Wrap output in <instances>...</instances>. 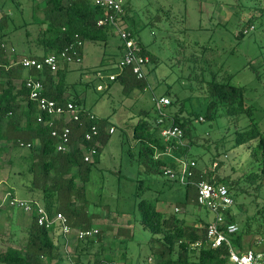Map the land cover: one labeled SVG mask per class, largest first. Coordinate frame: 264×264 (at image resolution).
<instances>
[{
    "label": "rangeland",
    "instance_id": "374dc122",
    "mask_svg": "<svg viewBox=\"0 0 264 264\" xmlns=\"http://www.w3.org/2000/svg\"><path fill=\"white\" fill-rule=\"evenodd\" d=\"M41 1L0 0V17L9 13L0 33L9 31L3 42L11 61L42 53L34 42H28L38 30L32 13H40L36 4ZM125 1L127 21L133 20L130 28L152 58L144 67L149 87L128 92L119 81L109 79L118 70L121 56V41L115 32L104 42H84L81 62L64 67V96L103 119L106 129L113 128L97 159L93 158L87 180H76L84 190V202L76 204L98 229V242L83 250L74 242L71 258L77 264L109 258H113L111 264H150L154 256L151 240L159 235L140 224L136 208L140 198L152 201L166 215L175 212L191 225L199 223V218L205 222L212 219L205 208L184 203L183 186L166 175L144 171L128 152L136 150L131 135L142 111L148 112L146 121L154 124L153 95L168 97L171 104L164 110L172 114L179 111L187 120L182 138L187 149L184 156L196 161L197 170L204 172L206 179L219 177L230 187L234 199L231 212L238 230L249 225L242 237V250L254 246L258 238H264V227L260 226L264 221V181L248 180L258 163L247 144L236 145L234 141L235 131L245 129L249 117L228 116L222 106L208 112L206 84L214 76L225 80L227 73L231 74L228 81L245 87L246 103L253 107V118L264 134V0ZM250 17L254 28L250 26L237 37ZM32 151L9 144L0 153V175H6L4 185L11 187L16 197L39 200V193L24 187L33 175V159L28 156ZM6 209L0 207V250L22 248L31 218L20 213L4 217Z\"/></svg>",
    "mask_w": 264,
    "mask_h": 264
},
{
    "label": "trees",
    "instance_id": "16d2710c",
    "mask_svg": "<svg viewBox=\"0 0 264 264\" xmlns=\"http://www.w3.org/2000/svg\"><path fill=\"white\" fill-rule=\"evenodd\" d=\"M36 1V0H32ZM40 13H32V21L38 26L36 36L28 39L29 44L34 42L42 53H32L27 56L39 57L56 53L64 47L74 43L77 39L84 42H104L112 29L107 25H97L98 18L102 16L99 7L85 0H42L36 4ZM128 5L125 1L123 21L125 29L133 34L130 28L133 20H128ZM35 11V10H34ZM9 13L4 12L0 17V29L4 26ZM130 21V22H129ZM250 19L238 30L237 37H242L253 26ZM244 29L248 30L243 32ZM29 33L26 32L25 35ZM134 35V34H133ZM9 36V31L0 33V44L3 39ZM139 42V41H138ZM141 51L151 55L139 42ZM31 52L30 48H26ZM82 56V52H81ZM15 61V60H14ZM13 62L6 55L3 48H0V153L7 150V145L19 146L18 141L35 142L37 151L28 154L33 159L30 171L33 173L30 181L24 187L30 192L40 194L39 201L50 213L61 212L72 228L92 227L90 217L77 202H84L83 185L77 184L76 180L86 181L91 168V162H85L80 150L74 149L70 152L55 151V140L50 135L48 126L38 122L36 115L39 113L38 104L29 98L28 91L23 85V80L16 86L12 81L20 66L5 67ZM65 65L55 73L45 68L38 73L30 71L32 75L41 78L44 96L55 99L58 102L68 100L64 96V71ZM232 77L227 73L225 80H218L215 76L206 84L208 98L207 111L217 106H222L228 116L236 117L245 114L249 117V123L243 130H236L234 141L236 145L247 144L250 148V155L258 163L257 170L250 172L248 180L259 179L264 181V134L259 129L253 118V107L245 100V87L231 84L228 80ZM112 81H119L123 89L130 92L135 88L144 89L147 81L137 79L128 67L116 71ZM78 103L74 100H71ZM169 103L167 106H169ZM166 106V107H167ZM163 108L162 122L158 123L154 117V124L148 123L147 111H142L140 117L133 125L131 138L135 141L136 150L129 149L130 156L136 159L146 172L164 174L166 167L175 168L177 157L186 153L185 144L178 143L174 138L165 139L161 130L172 124L186 132L187 120L181 117L178 112L167 113ZM155 110V109H154ZM157 113V111L155 110ZM162 116V115H161ZM169 123V124H168ZM95 124L98 128V135L91 141L86 142L87 147L99 142L96 146L94 161L97 159L100 147L109 139V133L105 130V121L97 117L93 121L83 122L81 125L71 123L72 140L83 138L85 131L90 125ZM195 180H208L225 183L222 178L217 180L205 178V173L195 169ZM175 182V181H174ZM177 183V182H176ZM179 184V183H178ZM226 184V183H225ZM180 185V184H179ZM229 187V186H228ZM185 189L184 203H196V190L193 186H183ZM230 188V187H229ZM34 199V198H31ZM36 200V199H35ZM139 222L143 228L152 234H158L151 240L153 248V260L150 264H229L228 249L225 244L218 247H211L206 242L207 222L198 219L199 223L189 224L174 212L166 215L162 210L156 208L152 201L140 198L137 202ZM31 222L26 228V240L22 248L8 246L0 250L1 264H57L66 260L63 247V239L57 227L46 228L36 222V213L30 215ZM234 222L235 219L230 217ZM260 226L264 227V221ZM249 231V225L245 224L244 229L240 228L231 235L232 242L237 250H242V237ZM262 232L261 230H256ZM99 233V232H98ZM95 239H84L77 241L80 250L94 245L98 242L99 234ZM85 245V246H84ZM249 247H253L249 245ZM79 259V257H78ZM113 258L95 260L94 264H111ZM88 264V263H85Z\"/></svg>",
    "mask_w": 264,
    "mask_h": 264
},
{
    "label": "built area",
    "instance_id": "2783aa9c",
    "mask_svg": "<svg viewBox=\"0 0 264 264\" xmlns=\"http://www.w3.org/2000/svg\"><path fill=\"white\" fill-rule=\"evenodd\" d=\"M99 7L102 16L98 18L97 25H107L115 32L121 41V56L118 61V69L122 70L128 67L137 79L146 80L144 67L150 62L149 56L141 51L139 42L135 36L125 29L123 21L125 0H85ZM251 28L254 26L251 25ZM248 30L244 29L243 32ZM82 42L77 39L74 43L64 47L56 53H49L41 58L33 56H22L17 58L11 64L5 67L20 66L28 71L42 72L45 68L55 73L57 69L69 63H79L82 60ZM5 53H9L5 43L0 44ZM13 49H11L12 51ZM1 71V70H0ZM116 73L109 76L113 80ZM147 81V80H146ZM23 85L28 91L30 99L38 104L39 113L36 115L38 122H42L50 129V135L55 140V151L70 152L74 149L80 150L85 162H91L96 153L95 142L92 146L87 147L86 142L91 141L97 136L99 131L95 124L90 125L85 131L82 140L71 139V123L81 125L83 122L93 121L97 116L86 110L79 103L71 100L58 102L55 99L43 95V85L41 78L32 75L30 72L24 77ZM149 87L148 83L144 89ZM100 88V85L99 87ZM154 109L157 111L158 123L162 122L164 115L163 108L169 104V99L165 95H153ZM162 115V116H161ZM105 130L110 134L113 128ZM183 131L176 125H168L161 130V135L165 139L174 138L178 143L183 144ZM21 147H34L33 142L18 141ZM177 166L175 168L166 167L164 174L168 179L179 183L181 186H193L196 190V203L198 206L205 208L212 213L213 217L206 224V242L211 247H218L225 244L228 249L229 264H264V238H258L253 247L245 250H237L236 245L232 242L233 235L238 227L236 221L231 222L230 217L234 218L231 212V205L234 202L233 195L227 184L217 181L195 180L196 161L185 156L177 157ZM3 202L11 208H16L29 216L36 213V222L38 225L46 228L57 227L63 239V247L69 261V264H77L71 258L70 250L74 242L84 239H92L99 232L95 227L89 228H72L65 216L61 212L50 214L39 201L31 198L16 197L12 191L6 190L3 196ZM175 210H178L175 207Z\"/></svg>",
    "mask_w": 264,
    "mask_h": 264
},
{
    "label": "crops",
    "instance_id": "0c3cea01",
    "mask_svg": "<svg viewBox=\"0 0 264 264\" xmlns=\"http://www.w3.org/2000/svg\"><path fill=\"white\" fill-rule=\"evenodd\" d=\"M68 65H65V68L67 67ZM30 71H28V70H26V69H23V68H19L18 70H17V72H16V74H15V76H12V81H13V83L16 85V86H19V84L21 83V81L24 79V77L29 73ZM2 143L3 142H0V147L2 146ZM8 146V145H7ZM20 147V146H19ZM5 176V177H4ZM3 177L0 175V207H2V208H4V207H6L7 209H6V213H5V216L4 217H7V213L8 214H12V213H16L17 215H19V213L20 214H25L26 215V217H30L28 214H26V213H24V212H22V211H20V210H18V209H16V208H11V207H9V206H7V204L5 203V202H3L2 200H3V196H4V193H5V191H4V188H3V186L2 185H4V183H5V181L8 179L7 177H6V175H4ZM5 186V188L7 187V189L8 190H10V191H13L12 190V188L11 187H9V186H6V185H4ZM6 189V190H7ZM32 198V197H31ZM10 208V209H9ZM14 210H16V211H14ZM4 212V211H3ZM11 219V218H10ZM1 264V263H0Z\"/></svg>",
    "mask_w": 264,
    "mask_h": 264
}]
</instances>
